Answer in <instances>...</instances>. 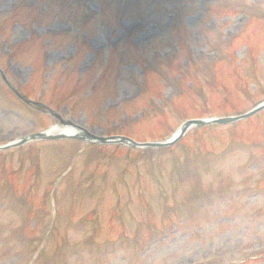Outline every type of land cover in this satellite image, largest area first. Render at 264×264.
Returning <instances> with one entry per match:
<instances>
[{
  "label": "rangeland",
  "instance_id": "obj_1",
  "mask_svg": "<svg viewBox=\"0 0 264 264\" xmlns=\"http://www.w3.org/2000/svg\"><path fill=\"white\" fill-rule=\"evenodd\" d=\"M262 101L264 0H0V146L82 132L0 150V264L264 262V108L88 139Z\"/></svg>",
  "mask_w": 264,
  "mask_h": 264
},
{
  "label": "bare ground",
  "instance_id": "obj_2",
  "mask_svg": "<svg viewBox=\"0 0 264 264\" xmlns=\"http://www.w3.org/2000/svg\"><path fill=\"white\" fill-rule=\"evenodd\" d=\"M179 131L177 130L171 137L170 140L175 139L178 136ZM44 135H60L63 137H69L72 135H76V136H81L82 132L74 129L73 127L70 126H62V127H58L57 125H53L51 127H49L48 129H46L43 132Z\"/></svg>",
  "mask_w": 264,
  "mask_h": 264
},
{
  "label": "water",
  "instance_id": "obj_3",
  "mask_svg": "<svg viewBox=\"0 0 264 264\" xmlns=\"http://www.w3.org/2000/svg\"><path fill=\"white\" fill-rule=\"evenodd\" d=\"M263 107H264V103H262V104L256 106V107L253 108L250 112H248V113H246V114H244V115H241V116H238V117H235V118H221V119H214L212 122H216V123H225V122H229V121H231V120H233V119L243 118V117H246V116L252 114L253 112H255V111H257V110H259L260 108H263ZM204 122H205V121H203V120H201V121H190V122H187V123L184 124V127H182L181 132H183L184 128H185L186 126H188L189 124H192V123L202 124V123H204ZM121 140L129 141V142H131L132 144H134V145H136V146L160 145V144H142V145H139V144H136V143H134L133 141L127 139V138H121ZM170 142H171V141H170ZM170 142H168V143H170ZM15 144H16V143H15ZM15 144H14V145H15ZM166 144H167V143H166Z\"/></svg>",
  "mask_w": 264,
  "mask_h": 264
}]
</instances>
